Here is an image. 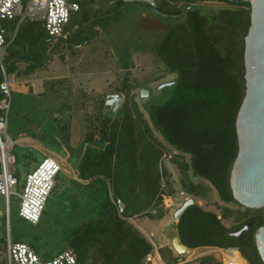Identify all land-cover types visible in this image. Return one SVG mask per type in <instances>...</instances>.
<instances>
[{"label":"trees","instance_id":"1","mask_svg":"<svg viewBox=\"0 0 264 264\" xmlns=\"http://www.w3.org/2000/svg\"><path fill=\"white\" fill-rule=\"evenodd\" d=\"M100 2L111 4L114 9H93L95 0L69 2L78 4L79 12L85 11V20L80 29L71 26V17L68 27L71 35L65 43H58L80 47L88 41L81 30L94 32L96 23L127 6L124 0ZM211 2L224 6H206ZM156 11L155 15L172 22L156 55L166 72L177 74L178 80L175 94L166 105L149 108L151 124L179 155L170 159L182 176V192L195 201L176 222V237L190 251L237 249L248 264H263L253 235L264 225V210H249L239 205L232 196L229 182L238 152L235 120L245 95L244 38L251 26V5L241 0H160ZM14 22L17 20L6 24L14 30ZM5 39L7 43L9 38L5 36ZM18 40L22 53L5 55L2 60L7 74L28 75L47 63L45 46L54 40L41 23L21 24L13 44ZM20 64L25 66L23 71L18 69ZM126 91L121 87L113 93L125 97L114 117L110 116L109 109L105 111L106 96L94 111L86 109L84 153L79 170L73 179L58 173L42 218L35 225H41L53 194L63 191L66 197L73 195L75 185L90 190L96 203L97 219L78 221L66 238L65 251H73L79 264H143L153 246L129 220L163 219L167 199L175 194L163 165L165 147L154 136L135 98L129 95L131 91ZM3 99L0 91V102ZM86 103L82 105L86 107ZM63 109L69 112L71 105L66 104ZM65 138L67 140L68 135ZM12 154L17 164L19 155L15 148ZM39 155L35 149H26L23 155L26 177L48 157ZM185 157L189 158L188 162L181 160ZM15 177L16 187H21L17 171ZM195 178L207 184L195 183ZM24 186L25 183L22 190ZM214 192L221 204L214 203L217 212L206 211L197 199L206 201ZM116 200L124 205L122 215L114 204ZM229 219L234 222L231 227L225 225ZM248 224H252L251 230L244 231L240 238L231 235ZM159 251L165 264H177L180 256L172 245ZM190 263L220 264L212 255Z\"/></svg>","mask_w":264,"mask_h":264},{"label":"rangeland","instance_id":"2","mask_svg":"<svg viewBox=\"0 0 264 264\" xmlns=\"http://www.w3.org/2000/svg\"><path fill=\"white\" fill-rule=\"evenodd\" d=\"M66 1L69 3L72 0ZM206 6L224 5L211 2ZM91 8L102 11L114 9L111 4H101L100 0H95ZM84 12L82 10L79 13H72L71 26L82 29ZM19 23V19L17 23L14 22L16 24L14 30L6 22L3 23L6 36L9 38L4 56L23 51L20 40L13 44ZM171 23L170 20L155 15L145 5H127L121 11L112 13L107 19L96 23L94 32L81 30V35L88 41L80 47L68 46L57 41L48 43L44 50L48 61L43 67L28 75L21 73L19 76L14 74L10 77L14 85L11 89L8 128L2 139L7 140L8 137L15 143V152L19 157L18 163L11 169L20 174L22 185L12 189L9 214L5 201L0 197L1 251L5 252L10 235L14 243H25L32 247L42 260L51 261L65 251L66 238L78 221L97 219L93 193L77 185L76 187L73 185L75 187L73 195L66 197L61 191L51 196V203L41 225L33 226L21 219L19 216L21 201L15 194L22 192L27 174L23 155L31 146H23L22 142H18L25 137L34 140L33 144L35 148H39L40 155L54 158L60 164L64 175L70 179L75 178L84 153L82 141L86 109L94 111L103 97L113 95L121 87L131 91L129 95L135 98L153 129L154 136L164 145L166 159L163 165L175 189L174 196L167 199L163 219L141 217L130 222L143 233L153 234L152 239L158 249L172 245V240L176 236L175 214L191 198L182 192L180 184L182 176L171 160L179 155L153 128L149 114L151 106H164L175 94L178 75L167 73L156 55V49ZM24 68V64L18 67L21 71ZM143 90L150 93V96L142 98ZM40 92L46 94L42 96ZM84 101H87L86 107L82 105ZM66 104L71 105V111L66 112L63 109ZM181 160L188 162L189 158ZM194 182L207 184L201 178H195ZM77 192L79 195L75 196ZM197 202L206 211L213 212H217L214 203L221 204L215 192L211 193L206 201L197 199ZM225 225L231 227L234 222L229 219ZM179 253L183 257H178L177 264L189 259L186 255L188 253ZM194 255L193 260L206 255H212L220 260L211 249H198ZM0 264H6L2 257Z\"/></svg>","mask_w":264,"mask_h":264},{"label":"built area","instance_id":"3","mask_svg":"<svg viewBox=\"0 0 264 264\" xmlns=\"http://www.w3.org/2000/svg\"><path fill=\"white\" fill-rule=\"evenodd\" d=\"M160 0H124L127 5L142 4L149 7L154 13L159 5ZM248 2L247 0H241ZM79 12V5L68 3L66 0H0V68L2 82L0 91L4 95V99L0 102V196L5 201L6 211L9 214L10 200L13 196L12 189L17 186L15 171L11 167L15 165V157L12 154L15 143L7 137L2 139V135H6L8 128V115L11 105V89L14 84L10 77L13 74H7L3 67L2 60L4 58L6 43V30L3 23L8 21H20L19 25L26 21L41 23L48 36L57 42H66L71 32L68 27L71 22L72 13ZM158 13V12H157ZM18 25V26H19ZM109 109V108H108ZM62 172L60 164L51 157H47L36 170L26 177L25 186L21 193L15 194L19 197L21 204L19 216L24 221L35 226L37 225L44 213L48 198L55 186V179L58 173ZM114 204L119 215L124 212L122 201L116 200ZM7 214V215H8ZM156 215V211L152 212ZM130 221V220H129ZM153 246V250L146 256L143 264H165L160 249L153 241V234H145ZM219 256L220 264H248L239 254L237 249H211ZM193 254L189 256L187 261H181L182 264L192 262ZM180 256V255H179ZM6 264H79L75 253L71 250L62 252L54 257L51 261L42 260L32 247L25 243H14L9 235L5 252L0 250ZM181 258L183 256H180Z\"/></svg>","mask_w":264,"mask_h":264},{"label":"water","instance_id":"4","mask_svg":"<svg viewBox=\"0 0 264 264\" xmlns=\"http://www.w3.org/2000/svg\"><path fill=\"white\" fill-rule=\"evenodd\" d=\"M247 1L251 5V26L244 38L245 95L235 120L238 152L229 182L239 205L249 210H264V0ZM149 96L150 93L142 91V98ZM124 102L123 95L108 96L105 111L109 108L110 116L114 117ZM194 204L193 199L184 203L175 214V222ZM251 226L248 224L231 235L240 238ZM253 239L264 264V225L255 230ZM177 246L187 249L175 236L172 248L181 256Z\"/></svg>","mask_w":264,"mask_h":264},{"label":"crops","instance_id":"5","mask_svg":"<svg viewBox=\"0 0 264 264\" xmlns=\"http://www.w3.org/2000/svg\"><path fill=\"white\" fill-rule=\"evenodd\" d=\"M25 69V68H24ZM14 75V74H13ZM16 75V74H15ZM14 85V84H13ZM13 85H12V88H13ZM30 91H32V89L30 90ZM46 93L45 92H40V95H42V96H44ZM113 95H116V94H113ZM12 140V139H11ZM22 142V144L21 145H23V146H31L30 148H32V149H35V150H37V151H39V148H35L36 146H34V144L33 143H35V141L34 140H32V139H30L29 137L27 138V137H25V138H23L22 140H20L18 143H21ZM24 144H27V145H24ZM37 145V144H36ZM2 199H3V197L2 196H0ZM4 200V199H3ZM163 247H165V246H162L161 248H163ZM189 252H191L190 250H188ZM196 250H193V252H192V254L195 252ZM188 253V252H187Z\"/></svg>","mask_w":264,"mask_h":264},{"label":"bare ground","instance_id":"6","mask_svg":"<svg viewBox=\"0 0 264 264\" xmlns=\"http://www.w3.org/2000/svg\"><path fill=\"white\" fill-rule=\"evenodd\" d=\"M177 250H178V252H185V253L188 252V254H192V253L189 252L187 249H184V248H182V247H178V246H177ZM181 256H182V255H181Z\"/></svg>","mask_w":264,"mask_h":264}]
</instances>
